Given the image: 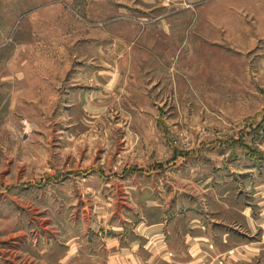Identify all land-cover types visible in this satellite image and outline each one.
<instances>
[{"label": "rangeland", "instance_id": "1", "mask_svg": "<svg viewBox=\"0 0 264 264\" xmlns=\"http://www.w3.org/2000/svg\"><path fill=\"white\" fill-rule=\"evenodd\" d=\"M186 2L0 0V264H264V0Z\"/></svg>", "mask_w": 264, "mask_h": 264}, {"label": "built area", "instance_id": "2", "mask_svg": "<svg viewBox=\"0 0 264 264\" xmlns=\"http://www.w3.org/2000/svg\"><path fill=\"white\" fill-rule=\"evenodd\" d=\"M172 1L173 3H182L186 8H192L193 5L189 2H186V0H169Z\"/></svg>", "mask_w": 264, "mask_h": 264}, {"label": "crops", "instance_id": "3", "mask_svg": "<svg viewBox=\"0 0 264 264\" xmlns=\"http://www.w3.org/2000/svg\"><path fill=\"white\" fill-rule=\"evenodd\" d=\"M112 256H114V258L111 257V260H110L107 264H111L112 260H113V263H112V264H114V261H118V260L116 259L117 254H114V255H112ZM118 256H119V254H118Z\"/></svg>", "mask_w": 264, "mask_h": 264}]
</instances>
